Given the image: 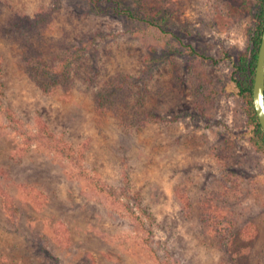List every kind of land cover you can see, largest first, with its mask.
I'll return each mask as SVG.
<instances>
[{
    "label": "rangeland",
    "instance_id": "1",
    "mask_svg": "<svg viewBox=\"0 0 264 264\" xmlns=\"http://www.w3.org/2000/svg\"><path fill=\"white\" fill-rule=\"evenodd\" d=\"M0 1L3 107L73 149L27 144L0 113V264H264V152L234 82L257 0H142L156 27L81 0ZM40 14L27 42L4 35ZM82 43L72 85L47 94L25 72L26 51Z\"/></svg>",
    "mask_w": 264,
    "mask_h": 264
},
{
    "label": "trees",
    "instance_id": "2",
    "mask_svg": "<svg viewBox=\"0 0 264 264\" xmlns=\"http://www.w3.org/2000/svg\"><path fill=\"white\" fill-rule=\"evenodd\" d=\"M85 4L89 5L91 11L98 15H110L127 20H139L142 24L147 27H156L158 23L163 22L162 17H155L150 19V16L145 12V5H143L142 0H133L132 3L138 8L139 11L134 12V6L131 8L129 5L123 4L122 0H81ZM259 9L257 12V26L250 37L252 48L250 52L244 53L239 58V63L235 66L237 78H234L235 86L238 94L244 104V110L246 116L248 117L249 124L253 128V137L251 142L254 149L258 152H264V135L260 129L254 109L252 106L251 99V87L252 79L254 73V66L256 60V53L260 41L263 19H264V0H257ZM103 2L107 3L106 8H101ZM0 12H1V1H0ZM141 15V16H140ZM47 20V15L30 18L28 16H18L9 20L8 24L4 27V35L6 37L17 39L20 37L22 43L27 42L29 37L35 36V34L40 33V28L45 27V22ZM86 44L82 43L80 48L74 47L73 51L70 52L65 50L64 54L60 55L57 52L55 56L51 59L44 60L40 50L26 51L21 61L25 68V72L29 78L34 81V83L40 88L44 93L51 94L58 90L61 86L68 87L72 85V78L70 74V68L72 64L83 59ZM110 88V87H109ZM110 93H99L97 99L100 102L98 106L100 108L106 107L109 103H112L110 99L116 96L115 91ZM4 86L0 81V113L6 117L10 127L15 130L19 135L24 137V141L27 144L36 143L37 145L43 146L51 151H55L58 154H66L73 152V149L64 140L56 138L53 133H51L45 123L40 119L37 120V133L28 134L23 129V125L19 119L13 115V111L9 108H4L1 102L3 97ZM109 94V95H108ZM118 94V93H117ZM198 98V97H197ZM201 99V98H198ZM115 102V100H114ZM213 98L211 96H205L200 101L196 103V107L202 113L207 111L213 106ZM184 207L185 214L190 215L191 207L188 201ZM201 216L204 221V205L201 208Z\"/></svg>",
    "mask_w": 264,
    "mask_h": 264
},
{
    "label": "water",
    "instance_id": "3",
    "mask_svg": "<svg viewBox=\"0 0 264 264\" xmlns=\"http://www.w3.org/2000/svg\"><path fill=\"white\" fill-rule=\"evenodd\" d=\"M251 99L255 116L264 135V19L256 53L251 87Z\"/></svg>",
    "mask_w": 264,
    "mask_h": 264
}]
</instances>
